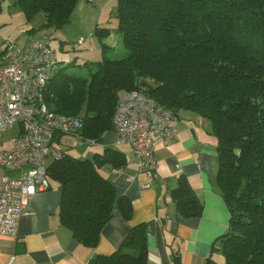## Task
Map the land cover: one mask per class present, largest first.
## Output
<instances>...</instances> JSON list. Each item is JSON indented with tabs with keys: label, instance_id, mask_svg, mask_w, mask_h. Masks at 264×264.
I'll return each instance as SVG.
<instances>
[{
	"label": "trees",
	"instance_id": "16d2710c",
	"mask_svg": "<svg viewBox=\"0 0 264 264\" xmlns=\"http://www.w3.org/2000/svg\"><path fill=\"white\" fill-rule=\"evenodd\" d=\"M1 2V1H0ZM77 0H14L27 23L39 13L46 21L27 32L71 22ZM118 31L126 54L86 62L88 75L61 67L49 81L47 102L57 113L80 114L82 135L103 141L113 129L120 97L144 86L175 113L191 110L212 121L218 139L217 184L230 212L229 229L211 247L206 264H264V0H117ZM1 10V7H0ZM103 38L111 34L99 27ZM110 47L103 44V49ZM124 153L105 147L91 158L71 150L47 167L61 191L60 221L86 246L119 208L130 218V198L99 170L126 164ZM51 178V179H50ZM171 190L183 217L202 214L203 203L185 175ZM51 185V181H50ZM225 260L218 261L215 254ZM148 229L134 225L110 255L90 264H147ZM174 264H182L179 253Z\"/></svg>",
	"mask_w": 264,
	"mask_h": 264
},
{
	"label": "crops",
	"instance_id": "0c3cea01",
	"mask_svg": "<svg viewBox=\"0 0 264 264\" xmlns=\"http://www.w3.org/2000/svg\"><path fill=\"white\" fill-rule=\"evenodd\" d=\"M0 1V51L7 40L26 45L35 35L27 31L35 26L26 21L15 24L9 9L12 3L9 7L7 0ZM17 31L22 37L15 38ZM114 32L111 30L107 38L114 36ZM181 112L185 116L179 117L177 137L168 144L155 141L158 165L151 187L143 186L147 177L138 173L133 149L116 143L118 136L114 129L103 135L104 143L96 152L110 146L126 157L127 162L122 167L106 163L99 170L115 184L118 195L131 199L130 218L116 207L101 231L99 243L95 247L86 246L61 223V191L58 183L51 181L49 188L39 190L29 201L17 233H0V264H90L97 254L115 252L131 228L142 222L148 229L147 264H174L176 253L180 254L182 264H206L213 243L228 231L231 215L216 181L218 139L211 132L212 121L191 110ZM87 146L81 144L83 152ZM180 175L188 178L203 203L199 216L183 217L177 212L171 190L177 186ZM215 258L220 262L225 260L222 253L215 254Z\"/></svg>",
	"mask_w": 264,
	"mask_h": 264
},
{
	"label": "built area",
	"instance_id": "2783aa9c",
	"mask_svg": "<svg viewBox=\"0 0 264 264\" xmlns=\"http://www.w3.org/2000/svg\"><path fill=\"white\" fill-rule=\"evenodd\" d=\"M83 41L81 37L79 43ZM61 65L44 32L33 35L26 45L7 40L0 51V171L15 172L0 179V233L16 234L31 198L49 188L48 165L72 147L65 138L81 141L75 145L96 144L82 135L83 114L57 113L47 102L49 81ZM178 121V114L144 86L120 97L113 117L116 143L133 149L138 173L147 177L144 187H151L157 176L155 141L172 142Z\"/></svg>",
	"mask_w": 264,
	"mask_h": 264
},
{
	"label": "rangeland",
	"instance_id": "374dc122",
	"mask_svg": "<svg viewBox=\"0 0 264 264\" xmlns=\"http://www.w3.org/2000/svg\"><path fill=\"white\" fill-rule=\"evenodd\" d=\"M13 1L7 0L9 7ZM117 8V0H77L69 24L60 28L53 27L42 30L51 36V46L57 52L63 64L66 66L68 63H73L74 66L68 68L70 71L81 75H88V69L84 63L103 59L106 55L122 57L126 54V48L123 45L120 32L118 31L119 21L117 18ZM9 9H11L12 16H14L15 24H21L26 21L24 14L17 8L11 7ZM45 21V15L39 13L32 19L30 24L39 27ZM99 27H106L113 32L115 31L114 36L101 38L97 34ZM15 36V38L20 37V31H17ZM80 37L84 38V41L81 43H79ZM104 43H108L113 47L110 46L103 49ZM84 110L85 107H83ZM83 111L80 113L81 115ZM181 116H185V114L183 112L178 113V117ZM6 134H11V131H7ZM76 141L80 140L66 139L67 144L72 146L71 153L81 158L86 156L92 157L96 150L102 146L101 144L104 143L102 141L97 144H88L86 151L83 152L80 147L81 144L75 145ZM14 173L0 171V179H5L11 175L13 176Z\"/></svg>",
	"mask_w": 264,
	"mask_h": 264
}]
</instances>
